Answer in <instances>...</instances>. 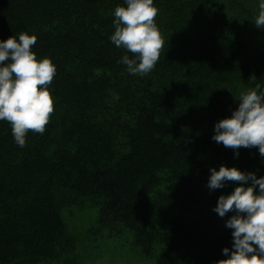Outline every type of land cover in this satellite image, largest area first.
I'll use <instances>...</instances> for the list:
<instances>
[{"label":"trees","instance_id":"16d2710c","mask_svg":"<svg viewBox=\"0 0 264 264\" xmlns=\"http://www.w3.org/2000/svg\"><path fill=\"white\" fill-rule=\"evenodd\" d=\"M259 3L154 0L163 47L134 75L118 60L136 54L109 39L124 0H0V39L35 34L37 58L57 68L44 133L29 130L20 147L0 120V264L46 257L66 239L55 188L89 200L98 228L127 234L144 256L160 247L158 264L226 258L234 213L213 209L241 182L209 190V169L264 176V157L256 147L236 157L212 136L241 92L264 87Z\"/></svg>","mask_w":264,"mask_h":264},{"label":"clouds","instance_id":"9594fccd","mask_svg":"<svg viewBox=\"0 0 264 264\" xmlns=\"http://www.w3.org/2000/svg\"><path fill=\"white\" fill-rule=\"evenodd\" d=\"M124 2L125 6L114 10L115 30L109 39L136 54L132 58L125 54L118 63L126 65L131 74H147L159 60L164 43L155 23L158 8L154 0ZM259 8L254 23L264 29V0ZM36 41L37 36L29 32L20 33L18 39H0V120L10 122L14 142L20 147L25 146L29 130L44 133L54 111L48 86L57 68L50 58H37L32 50ZM238 98V108L215 123L212 139L233 149L236 157L241 147H256L264 157V87L257 84ZM209 171V190L223 188L230 181L241 182L232 192L221 194L213 209L222 218L234 213L225 222L232 230L231 249L224 247L226 258L216 264H264V176L225 164Z\"/></svg>","mask_w":264,"mask_h":264},{"label":"rangeland","instance_id":"374dc122","mask_svg":"<svg viewBox=\"0 0 264 264\" xmlns=\"http://www.w3.org/2000/svg\"><path fill=\"white\" fill-rule=\"evenodd\" d=\"M258 10L260 11L259 5ZM259 13V12H258ZM56 189V190H55ZM56 205L66 227V239L46 257L31 258L22 264H158L162 251L144 256L131 245L127 234L98 228L97 209L89 201L55 188Z\"/></svg>","mask_w":264,"mask_h":264}]
</instances>
